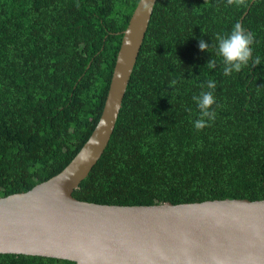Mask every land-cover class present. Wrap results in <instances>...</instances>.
<instances>
[{
  "label": "trees",
  "instance_id": "1",
  "mask_svg": "<svg viewBox=\"0 0 264 264\" xmlns=\"http://www.w3.org/2000/svg\"><path fill=\"white\" fill-rule=\"evenodd\" d=\"M137 2L0 0V197L55 175L87 140ZM236 23L254 35L260 64L225 76L216 37ZM208 80L216 118L196 130L193 97ZM72 195L119 205L264 198V0L155 1L108 144ZM72 263L0 253V264Z\"/></svg>",
  "mask_w": 264,
  "mask_h": 264
},
{
  "label": "water",
  "instance_id": "2",
  "mask_svg": "<svg viewBox=\"0 0 264 264\" xmlns=\"http://www.w3.org/2000/svg\"><path fill=\"white\" fill-rule=\"evenodd\" d=\"M155 1L132 11L101 114L78 152L55 175L0 197V253L72 264H264V198L119 205L72 195L108 144Z\"/></svg>",
  "mask_w": 264,
  "mask_h": 264
},
{
  "label": "clouds",
  "instance_id": "3",
  "mask_svg": "<svg viewBox=\"0 0 264 264\" xmlns=\"http://www.w3.org/2000/svg\"><path fill=\"white\" fill-rule=\"evenodd\" d=\"M145 7H148L146 4ZM217 44L215 45L217 55L221 57L223 62V74L230 76L233 72H240L249 65L250 60L253 66L260 64V58H252V47L255 37L252 33L245 30L240 23H236L231 31L227 34L217 35ZM198 47L201 51H206L209 44L205 40L200 39ZM216 61L209 60L207 67L212 69L215 67ZM207 88L209 91H202L200 95L194 96L193 100L199 110V118L194 121L196 130H202L209 125L210 121L216 118V112L213 105L216 103L214 90L216 83L214 80H208Z\"/></svg>",
  "mask_w": 264,
  "mask_h": 264
}]
</instances>
